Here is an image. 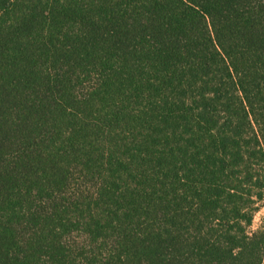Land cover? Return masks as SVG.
<instances>
[{
	"label": "trees",
	"instance_id": "trees-1",
	"mask_svg": "<svg viewBox=\"0 0 264 264\" xmlns=\"http://www.w3.org/2000/svg\"><path fill=\"white\" fill-rule=\"evenodd\" d=\"M264 0H0V264H264Z\"/></svg>",
	"mask_w": 264,
	"mask_h": 264
},
{
	"label": "rangeland",
	"instance_id": "rangeland-1",
	"mask_svg": "<svg viewBox=\"0 0 264 264\" xmlns=\"http://www.w3.org/2000/svg\"><path fill=\"white\" fill-rule=\"evenodd\" d=\"M263 219H264V208L256 215L252 229L253 230L258 229L261 226Z\"/></svg>",
	"mask_w": 264,
	"mask_h": 264
}]
</instances>
